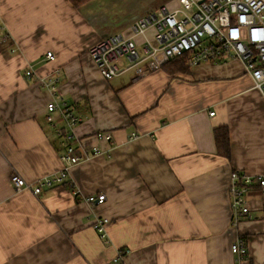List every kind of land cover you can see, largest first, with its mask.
<instances>
[{"label":"crops","instance_id":"obj_1","mask_svg":"<svg viewBox=\"0 0 264 264\" xmlns=\"http://www.w3.org/2000/svg\"><path fill=\"white\" fill-rule=\"evenodd\" d=\"M144 1L0 0V264H107L119 250L124 264L264 263V220L232 226L228 198L233 170L264 175V99L242 63L143 76L133 68L105 81L89 55L111 34L130 37L134 20L168 2ZM56 70L55 95L79 117L77 137L103 154L39 196L17 192L12 175L37 182L61 169L46 121L53 95L39 83ZM223 127L231 159L217 153L213 133ZM101 193L104 204L85 201ZM251 197L262 218L260 196ZM99 218L110 220L104 240L93 228ZM240 235L249 249L242 262L231 252Z\"/></svg>","mask_w":264,"mask_h":264},{"label":"built area","instance_id":"obj_2","mask_svg":"<svg viewBox=\"0 0 264 264\" xmlns=\"http://www.w3.org/2000/svg\"><path fill=\"white\" fill-rule=\"evenodd\" d=\"M160 4L129 26L130 37L120 33L111 34L89 48L101 77L111 80L136 68L140 76L162 69L176 59H183L189 68L202 64L239 61L244 73L250 77L252 88L264 99V0H176L177 6L170 8ZM169 3V4H168ZM148 31H153L149 38ZM142 37L138 45L134 38ZM15 51V50H14ZM12 51V52H14ZM51 59L52 53H47ZM147 66L141 72L140 65ZM33 66H29L26 77L31 78ZM60 72L39 78L40 85L53 98L46 106V121L59 139V160L61 169L37 182H27L19 174L11 176V183L17 192L28 190L39 196L44 189H52L69 181L70 172L76 166L103 154L98 146L81 143L75 133L80 119L70 102L56 98ZM214 112L209 113L214 116ZM100 142H110V134H99ZM133 133L130 139L136 138ZM72 183V182H71ZM252 194L260 196L262 218L253 215ZM232 226L242 222L264 220V175L251 176L239 170L230 173L228 186ZM91 206L107 201L104 193L87 196ZM107 218L96 219L94 230L104 240ZM247 238L240 235L231 245V252L242 262L248 256ZM127 250H119L107 264H124ZM264 264V263H263Z\"/></svg>","mask_w":264,"mask_h":264},{"label":"trees","instance_id":"obj_3","mask_svg":"<svg viewBox=\"0 0 264 264\" xmlns=\"http://www.w3.org/2000/svg\"><path fill=\"white\" fill-rule=\"evenodd\" d=\"M69 1L75 8H80L92 0H69ZM163 68H165L171 74H175L180 71L184 72L187 71L188 69L183 59H176L171 63L167 64L166 66H164ZM213 134H214L217 153L222 157L231 159L232 156L231 140L228 129L226 127L218 128L214 130Z\"/></svg>","mask_w":264,"mask_h":264},{"label":"rangeland","instance_id":"obj_4","mask_svg":"<svg viewBox=\"0 0 264 264\" xmlns=\"http://www.w3.org/2000/svg\"><path fill=\"white\" fill-rule=\"evenodd\" d=\"M133 1V5H135V4H137L140 0H132ZM155 1H157V0H145L144 1V3H146V4H148L149 6H150V4L151 3H153V2H155ZM170 4H169V6H170V8H174V7H176L177 6V2H176V0H172V1H170L169 2ZM148 6V7H149ZM143 10V11H147L148 10V8L147 9H143L141 6H139L138 7V10ZM151 32H153V31H151ZM148 36H149V38H153L152 37V33H148Z\"/></svg>","mask_w":264,"mask_h":264}]
</instances>
